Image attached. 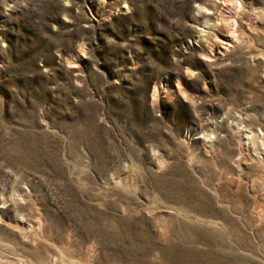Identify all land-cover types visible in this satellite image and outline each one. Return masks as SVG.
Wrapping results in <instances>:
<instances>
[{
    "label": "rangeland",
    "instance_id": "1",
    "mask_svg": "<svg viewBox=\"0 0 264 264\" xmlns=\"http://www.w3.org/2000/svg\"><path fill=\"white\" fill-rule=\"evenodd\" d=\"M0 264H264V0H0Z\"/></svg>",
    "mask_w": 264,
    "mask_h": 264
},
{
    "label": "bare ground",
    "instance_id": "2",
    "mask_svg": "<svg viewBox=\"0 0 264 264\" xmlns=\"http://www.w3.org/2000/svg\"><path fill=\"white\" fill-rule=\"evenodd\" d=\"M232 34H234V33H232ZM231 37H232V36H231ZM234 37H235V36H234ZM233 39H234V38H233ZM233 39H232V40H233ZM226 44H227V42H226Z\"/></svg>",
    "mask_w": 264,
    "mask_h": 264
}]
</instances>
